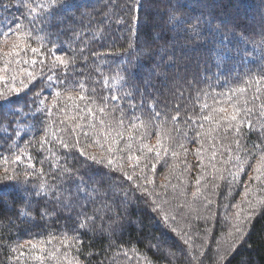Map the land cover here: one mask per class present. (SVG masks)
Listing matches in <instances>:
<instances>
[{"label":"trees","instance_id":"obj_1","mask_svg":"<svg viewBox=\"0 0 264 264\" xmlns=\"http://www.w3.org/2000/svg\"><path fill=\"white\" fill-rule=\"evenodd\" d=\"M29 2L35 6L47 0ZM51 13L46 22L37 20L23 30H31L27 40L42 47L39 53L19 50L18 65L33 71L37 80L18 97L13 94L16 104L11 107L22 108L28 115L9 114L7 106L0 109V164L19 177L18 185L3 189L6 203H0V264H39L38 256L45 257L44 264H218L221 256L227 257L224 264H264V194L257 198L252 193L250 201L246 200V213L255 208V215L243 239L228 209V201L239 197L248 175L254 180L260 175L254 168L261 154L246 158L243 150L264 140L260 132L264 125V0H61ZM26 16L22 0H0V32H6L9 25L15 27L13 22L23 20L27 25L31 17ZM55 56H65L73 63L67 69L54 67L48 59ZM53 74L55 87L45 88L41 96L47 97L45 104L34 103L33 94ZM57 79L63 83L57 84ZM81 84L83 94L94 103L67 99L69 94H81ZM56 91L61 95L54 100ZM126 93L132 97L127 98ZM233 93V100H228ZM112 96L118 99L111 100ZM233 103L251 109L240 125L239 148L235 122L232 129H227L226 121L216 123L221 115L231 114ZM75 105H79V113ZM86 105L95 112V119L85 114ZM221 106L227 109L225 114L213 111ZM38 107L44 109L43 114L37 112ZM99 107H105V115ZM121 111L123 125H118ZM177 111L179 116L173 122ZM65 114L85 116L79 122L88 136L80 135L79 147L88 156L112 158L117 161L114 167L122 165L129 175L146 176L152 181L147 190L154 194L144 197L139 190L130 191L135 183L144 185V179L125 182L106 163L101 167L78 149L60 148L57 137L69 142L75 139ZM206 115L213 119L193 123ZM100 119L110 128L101 131ZM93 123L95 128L88 126ZM45 126L46 138L52 143L41 149ZM117 132L123 133L122 138ZM130 134L138 150L127 143ZM149 137L160 142L151 143V153ZM158 147L168 149L167 154L161 151L167 163L157 164L153 173L151 163H155ZM22 152L32 157L31 167L26 162L22 166V159L13 162ZM237 156L248 159L245 171L235 181L227 177L220 183L222 170L211 173L208 165L217 161L223 170L231 166L237 170ZM179 163L180 179L185 182L196 166L207 169L215 183L211 188L218 185L217 191H222L212 201H223L220 207H211L205 215L180 210L172 186L166 176L159 175L166 166L169 170ZM40 184L47 194L36 195ZM124 192H128L127 201ZM153 200L161 211H153ZM21 210L28 215H20ZM87 217L92 219L81 229L80 222ZM28 242L36 248H30ZM40 242L54 247L40 250ZM53 251L57 260L48 256Z\"/></svg>","mask_w":264,"mask_h":264},{"label":"snow or ice","instance_id":"obj_2","mask_svg":"<svg viewBox=\"0 0 264 264\" xmlns=\"http://www.w3.org/2000/svg\"><path fill=\"white\" fill-rule=\"evenodd\" d=\"M22 2H23V6L27 10V16L25 17V19H27V17H31V19L28 20V24L27 25L24 24L23 20H21L18 23L17 22H13L15 24V27H12L11 25H9L6 32H0V37H4L5 40L11 38V36H13V35H16L18 37V39H28V38H30L31 35H32V31L29 30L27 32H24L23 30L25 28H28L30 25H34L37 20H40L42 23L46 22L47 18L52 14L51 13V9L53 8V6L60 4L61 0H47L46 4H39V5H35V6H34V2H29V0H22ZM138 7H139V5H138ZM37 9H39V11H37ZM18 47H20V46L17 43L14 42L12 44V51L4 53V55L8 56V57L19 56V51H17ZM23 48L24 49L28 48V45L27 44L23 45ZM31 51L33 53H37L39 51V49L31 48ZM56 60L58 61L59 65H63L65 67V69H67V67L69 66L70 63H73L72 60L64 59V58H61V57H57ZM11 63H12V60L7 61L5 63V65H4V67L0 68V73H6V72L10 71L9 64H11ZM15 63L18 65V64L21 63V61L17 60ZM23 63H29V62L28 61H23ZM31 63L33 65H35L36 61L32 60ZM54 67H55V65H54ZM18 75L26 76V78H27V82L23 78L20 79L19 82H20L21 87H19V88L15 87V83L17 81ZM42 75L43 74H41V76ZM54 78H55L54 74L48 76L47 77V82L45 83L44 87L40 91H38V92L33 94V102L34 103H38L39 105H44L45 104V101H46L47 97H45L44 99H41V96H42L43 91H44L45 88L51 89V88L55 87V85H53L51 83V81ZM7 80H11L13 86L8 88L6 91H0V109H3L4 107L7 106L9 114L22 113L23 115H28L27 113H23V109L22 108H12L11 107L12 105L16 104V99H14L13 94H15V96L18 97L22 90L28 89L29 85L33 81L37 80L36 74L33 71H27L25 69H20L19 73H17L15 70H12V75L11 76H6V75L0 74V81H7ZM61 83H63V81H60L59 79H57V84H61ZM239 91H244V89H239ZM60 95H61L60 91H56L54 93L53 99L55 100V98L59 97ZM205 95H207V93H205ZM125 96L127 98H131L132 94L131 93H126ZM233 98H234V93H233V95H230V96L227 97V99L230 100V101L233 100ZM67 99L70 100V101H75L76 99H79L81 101L89 99V103H94V101H92L90 98L86 97L83 94V85L82 84H81V94L78 97H74L71 94H69ZM110 99L111 100H117L118 97L112 96V97H110ZM245 105H247V101H245ZM141 106H143V102L141 103ZM75 107L77 108V113H79V105H75ZM132 107L134 108L135 105H133ZM204 107L207 108L208 105L205 104ZM261 109H262V113H264V105L261 106ZM98 111L101 113V115H105L106 114L105 113V107H99ZM112 111L115 112V111H117V109L113 108ZM213 111L221 113V114H225L227 112V109L225 107L221 106L218 109H214ZM37 112H40L41 114H43L44 109L38 107L37 108ZM47 112L50 114L51 113V109H47ZM84 112H85V114L87 116H92L93 119H95V112L88 105L85 106ZM250 112H251V109L241 108L238 103H233L232 104V112H231V114L230 115H221L219 117V120L216 121L217 125H219L221 121L228 122L227 123V129H232L234 127L233 122H235V133H236V137H237L236 144H237L238 148L240 147V139L242 138V135H243L240 125H242L244 123L245 118L247 117V115ZM65 113H67L66 109H65ZM159 116H160V114L156 113L155 118L158 119ZM178 116H179V111H177V116L172 117L173 122L176 121ZM64 119L69 121V123L71 125V133L75 136V139H74V141L69 142V141H67V140H65V139H63L61 137H57L56 138V143H57V145L60 148H63V149L69 150V151H71L74 148L78 149L80 154L82 156H85L87 160H90L92 163L97 164V165H99L101 167L105 166V163H106L107 168L112 170L113 173L117 172V171L120 172L121 176L125 180V182L134 181V177H135L136 180L144 179V181H145L144 185H141L139 183H135L134 186H132L130 188V191L132 193H135L137 190H139V191H141L143 193L144 197L151 196V195L154 194V193L148 192V190H147L146 185L148 183H152V181L148 180V178L146 176L142 175V176L136 177L135 173H133V175H129L127 171L123 170V166L122 165H120L119 167H114V165L117 164V161H115L114 159L109 158V157H105V158H102V159L98 160L95 155L88 156L87 153H85L84 149L79 147L80 135H83L85 137L88 136V132L83 131L85 125L79 122V121L85 120V116H79V115L69 116V115L65 114ZM197 119L212 120L213 117H212V115L202 116L200 118L193 119V123H196ZM16 123H17V128H19L20 127L19 121H17ZM41 123H43V121ZM60 123L63 124L64 121H60ZM116 123L118 125H123V112L122 111H121V117ZM99 124L101 125V131H103L105 126H108L110 128V124L106 125V121L104 119H100L99 120ZM88 126L91 127V128H95V124L94 123L90 124ZM133 127H135V125H133ZM201 127H202V125H201ZM77 129L81 130L79 134H77ZM252 130L253 129H252L251 123H249V131H252ZM57 131H62V130L58 129ZM44 132H45V137H42L41 140H40L41 149H43L45 145H48V144L52 143L51 140L46 138L48 136V129H47L46 126L44 128ZM260 132H261V136L264 137V125L261 126ZM104 134H105L106 138L109 136V133H107V132L104 133ZM116 135H117V137L122 138L123 133L117 132ZM200 135H201V133L197 131L196 132V137H199ZM131 138L132 137H131V134H130L129 135V139H131ZM193 142H195V141H193ZM157 143L159 145L160 142L158 141ZM144 147H147V146L145 145V146L141 147L140 150L142 152H143ZM180 147L183 148V145H180ZM129 148H130V146H129ZM107 151L109 152V154L111 156V154L113 152V149L111 147H109L107 149ZM119 151H124V150L123 149H119ZM161 151H163L165 154H167L168 149H166V148L165 149H161V148L158 147L155 150V163H151V170L153 171V173L155 172L157 164L162 163V162L165 163V164L167 163V161L161 155ZM184 151L187 152V149H184ZM243 151H244V156L246 158L247 157L254 158L256 153H260L261 154L260 155V160L258 161V164H257L256 168L254 169V171H256L257 173H261V170L264 169V140H262L261 145L253 144L252 149H246L245 148ZM148 152L149 153L153 152V149L151 147H148ZM197 153H199V149L197 150ZM172 155L175 156L176 153L173 152ZM213 155H215V153H213ZM128 158L131 159L132 158L131 155H129ZM246 158L245 159H241L240 156L236 157L237 170L235 172H230V176L232 178V181H235L237 179V177L240 175V173L245 171L244 165L248 164V159H246ZM20 159H21V157L19 155H17L13 162L15 163L17 161H20ZM28 159L31 160L32 157L29 156ZM145 159H147V157H145ZM5 160H7V158H5ZM136 160H137L136 166H139L140 158L137 157ZM249 166H251V165H249ZM144 167H145V169H147L148 168V164L146 163ZM189 167H191V166H189ZM65 171H68V170L66 169ZM41 172H42V169H41ZM221 178H223V177H221ZM255 179H260V175H257L255 177ZM18 183H19V177L16 174L15 170H13L12 174H9L8 170L5 169L3 174L0 175V203H6L5 201L2 200V197L5 194L3 192V189L6 188V187L16 186V185H18ZM81 183H84V182L81 180ZM118 183H119V181H117V184ZM199 183H200V180L197 179V185H199ZM215 187H218V185L215 186ZM78 190H82V189H78ZM199 191H200V188L197 187V191H196V193H193V195L195 196L197 193H199ZM41 194H47V193H45V185L44 184H40L39 187H38V190L36 192V195H41ZM124 198L127 201L128 192H124ZM57 201L59 203L63 204V199L60 196H57ZM152 204L154 205V207H153V211L154 212L161 211L159 205H157L155 200L152 201ZM209 204H211V201H209ZM69 206L70 205H65V207H69ZM262 206H264V204H262ZM20 215L27 216L28 213H27L26 210H21ZM240 215H241V213H240V211H238L236 213V217H237L238 223H237V226H236L235 230L239 234L240 239H243L244 236H245V232H246L247 227L252 223V220L254 218L255 208H253L246 215H244L242 220L240 219ZM168 218L169 217L167 215L164 216L165 220H167ZM91 219H92V217H87L85 220H82L80 222L79 227L81 229L86 228L87 227V221L91 220ZM65 239L66 240L69 239L66 234H65ZM28 244L30 245V248H36V244H33L31 242H28ZM18 247L22 248L23 245H18ZM234 249H235V245H233V249L232 250L234 251ZM15 250L16 249H13V251H15ZM21 254H23V253H21ZM48 256L51 257L53 260H57L58 259L57 254L54 251L53 252H49ZM36 259L40 260L41 264H44V260H45L44 256H38V257H36ZM65 259L67 260V254H65ZM194 259H195V257H194ZM226 259H227V257L221 256L219 258V260H218V264H224ZM68 264H72V262L69 261ZM77 264H79L78 261H77ZM201 264H202V262H201Z\"/></svg>","mask_w":264,"mask_h":264},{"label":"rangeland","instance_id":"obj_3","mask_svg":"<svg viewBox=\"0 0 264 264\" xmlns=\"http://www.w3.org/2000/svg\"><path fill=\"white\" fill-rule=\"evenodd\" d=\"M140 8H141V6L139 5V7H137V11H139ZM14 42L20 46L17 48L18 51L21 50V48H23V45H25V44L28 45L29 50H31V48L39 49L38 53L40 52V50L42 48L39 43L32 42V41L27 40V39H18V37L16 35L11 36V38H9L7 40H5V38H4V40H2L0 42V68H3L5 63L9 60H12V63L9 64L10 71H8L6 73H0L2 75L11 76L12 70H15L17 73H19L20 69H25L27 71H31V70H28V69L24 68L23 66L17 65L15 63L17 60H20L19 56L8 57V56L4 55V53L12 51V44ZM57 57L68 59L65 56H55L54 60H50L48 58L47 59H48V61L53 62L55 64V66L64 67L63 65H59L58 61L56 60ZM33 60H35V59H33ZM2 61H4V62L1 63ZM34 71L36 72L35 69H34ZM21 78L25 79V81L27 82L26 76L18 75L17 81L15 83V87H17V88L21 87L20 82H19ZM12 86L13 85H12L11 80L0 81V91H6L9 87H12ZM149 140H150V142L147 143L148 147L151 145V143L157 144V141H154V139L152 137H149L148 141ZM127 143L133 147V150H138V148H137L136 144L134 143V141L132 140V138L127 140ZM19 156L21 157L22 160H24V162L22 160L20 161L21 162L20 164L22 166H26L25 162L30 167L32 166L33 161L28 159V157L30 156L28 152H22L19 154ZM213 157H216V156L213 155ZM4 164H6V163H4ZM180 165H181L180 163L175 164V165H171L169 170L165 169L167 167L166 166L164 169H162V171L159 174L162 176V179L166 176V180L172 186V188L174 190V197L173 198H176V200H174V201L178 205L180 210L194 211V212H198V213L205 215V214H207V211L209 209H211V207H214V206L220 207L222 205L223 201L218 202L217 204L213 203L212 201L214 199H216V194L217 193L222 194V191L221 190L217 191V187L211 188L215 185V183H214V180L212 178H209L208 173H207V169L204 171V168H202V167L200 168L199 166L198 167L196 166L194 171L193 170L190 171L191 177H190L189 181L185 182V181H182L180 179V174H179V172L181 171L179 169ZM208 166H210L209 170L211 171V173H215L216 171L218 172V171L222 170L221 173H222V176H224V177L220 180V183L222 181H224L227 177H231L230 172L236 171V169L233 166L223 170L222 164L218 163L217 161H213ZM4 170L5 169L3 168L2 164H0V175L3 174ZM254 172L257 173L256 171H254ZM259 174L261 175V177H260V179H257V180H254L252 178L251 174H249L247 179H246L245 184L242 186V192L239 194V197H237V199L234 201H232V200L228 201V209L230 211V215H233L235 218V220L232 221L233 224L238 223L237 217H236V213L238 211H240V213H241L240 218L247 214L246 211L249 209V206H246V200L248 201L251 198L252 193H254L257 198H260L264 194V169H262L261 173H259ZM250 176H251V179H253L252 181L250 180ZM162 179H160V181H162ZM197 179L200 180L199 185H197ZM258 180H259V183H258ZM197 187L200 188V191H199V193H197L194 196L193 193H196ZM177 190L180 191L181 194H176L175 192ZM186 192H188V193H186ZM201 195H204V196L202 198H200ZM228 195H229L228 198H230L231 194L229 193ZM184 198H185V201H184ZM209 201H211V204H209ZM171 208H172V206H171ZM245 209H246V211H245ZM173 213L175 215V212H173ZM176 216H178L177 212H176ZM39 244H40V250L45 249L46 247H48V248L54 247V246L47 245L46 243H42V242H40ZM216 245H217V243H216ZM221 245H223V244H221ZM39 264H41V263H39Z\"/></svg>","mask_w":264,"mask_h":264}]
</instances>
